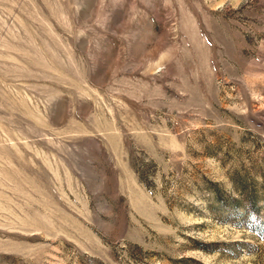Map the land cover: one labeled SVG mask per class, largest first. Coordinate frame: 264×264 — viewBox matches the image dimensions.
I'll return each mask as SVG.
<instances>
[{
	"label": "rangeland",
	"instance_id": "rangeland-1",
	"mask_svg": "<svg viewBox=\"0 0 264 264\" xmlns=\"http://www.w3.org/2000/svg\"><path fill=\"white\" fill-rule=\"evenodd\" d=\"M0 264H264V0H0Z\"/></svg>",
	"mask_w": 264,
	"mask_h": 264
}]
</instances>
